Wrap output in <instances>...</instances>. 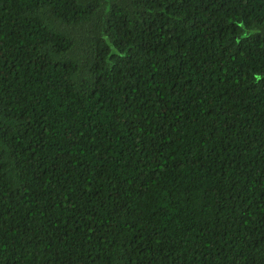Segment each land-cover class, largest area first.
I'll return each mask as SVG.
<instances>
[{
    "label": "trees",
    "instance_id": "16d2710c",
    "mask_svg": "<svg viewBox=\"0 0 264 264\" xmlns=\"http://www.w3.org/2000/svg\"><path fill=\"white\" fill-rule=\"evenodd\" d=\"M0 264H264V0H0Z\"/></svg>",
    "mask_w": 264,
    "mask_h": 264
}]
</instances>
